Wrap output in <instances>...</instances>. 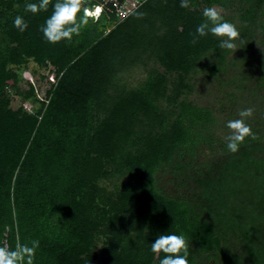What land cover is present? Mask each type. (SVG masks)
Wrapping results in <instances>:
<instances>
[{
    "label": "trees",
    "instance_id": "trees-1",
    "mask_svg": "<svg viewBox=\"0 0 264 264\" xmlns=\"http://www.w3.org/2000/svg\"><path fill=\"white\" fill-rule=\"evenodd\" d=\"M56 2L32 14L25 5L39 0H0V247L39 240L33 264H159L165 254L151 244L176 234L189 242L188 264H264V101L246 119L252 135L232 153L214 137L213 111L182 96L191 71L208 58L224 64L228 53L211 33L191 43L205 20L198 6L231 1L189 0L181 8V0H140L113 25L110 1L78 35L53 44L41 27ZM17 16L28 24L24 32L13 27ZM255 19L264 44V8ZM26 57L55 75L34 113L12 109L5 94L16 78L7 64ZM170 72L179 89L166 84ZM257 73L256 86H264V55ZM203 145L218 159L188 174ZM166 170L190 180L192 195L161 192L157 175ZM101 180L113 187L102 212ZM98 231L107 241L103 255L94 250Z\"/></svg>",
    "mask_w": 264,
    "mask_h": 264
},
{
    "label": "rangeland",
    "instance_id": "rangeland-1",
    "mask_svg": "<svg viewBox=\"0 0 264 264\" xmlns=\"http://www.w3.org/2000/svg\"><path fill=\"white\" fill-rule=\"evenodd\" d=\"M110 1L114 2L116 11L112 25L123 21L141 4L140 0H82L81 10L84 13L85 8L89 9L91 13L89 17L95 21L102 15L104 9L108 10L105 6ZM230 1V4L225 5L206 6L205 3H202L198 8L202 12L207 7L222 9L223 19L234 24L240 32V38L235 41L237 50L234 53L228 50L226 60L221 65L218 62H211L210 58L204 60L205 67L197 68L185 77V84L190 85V87L182 88V96H186L196 105L209 108L219 118L214 137H221L222 139L230 134L226 127L227 122L239 119L238 114L242 107L243 109L256 108L264 101V86L257 87V81L254 77L258 75L257 67L264 55V44L260 42L261 35H254L257 31L255 16L260 14L264 4L259 7L255 2L247 0ZM17 6L15 5V7ZM251 20H255L256 24H253ZM249 31L252 33H248ZM238 56L237 66H232V61ZM247 63H250V67ZM211 64L217 65V68L214 69ZM224 65H228L227 70L223 69ZM7 68L16 75L15 80H7L8 88L5 90V94L9 99V107L12 109L22 107L29 113H34L41 106V99L48 87V81H53L55 78L54 73L50 72L51 67L46 64L40 65L32 57H26L21 64L8 63ZM134 75L138 78L143 77L141 69H137ZM167 76L166 84L168 87L171 90L179 89L176 73L170 72ZM134 77L131 79L133 82L135 81ZM243 80H246V83ZM235 95H238L239 98L235 99ZM235 102L238 103L237 110L234 107ZM253 118L252 115L250 119ZM245 122L247 124V120ZM219 155L217 149L210 151L203 145L198 151L193 166L187 170L188 174L197 175L207 162L215 161ZM166 171L157 175V186L161 192L178 198L192 195L193 184L190 180L182 178L181 175L177 177L170 171ZM97 186V203L102 212L103 207L109 208L111 206L109 199L112 196L113 187L107 180L99 181ZM106 242L104 234L99 232L94 242V250L97 254H104Z\"/></svg>",
    "mask_w": 264,
    "mask_h": 264
},
{
    "label": "clouds",
    "instance_id": "clouds-1",
    "mask_svg": "<svg viewBox=\"0 0 264 264\" xmlns=\"http://www.w3.org/2000/svg\"><path fill=\"white\" fill-rule=\"evenodd\" d=\"M51 0H39V3H27L25 11L36 14L40 11H47ZM82 0H57L53 5V12L46 19L44 26L41 27L44 38L49 43H59L62 40H71L72 36L78 35L83 25L87 24L91 15L85 8L84 16L78 19V13L81 11ZM181 8L190 7L189 0H181ZM144 13H138L137 18H143ZM204 22L200 23L191 43L195 45L198 37H205L209 33L216 37H222L219 47L221 49L231 50L233 53L237 50L235 41L240 38V32L236 26L223 19L222 9L207 7L203 10ZM211 25V26H210ZM13 27L20 32H24L28 24L23 17L17 16L14 19ZM191 35V34H190ZM239 119L229 120L226 127L230 134L225 137L227 149L235 153L246 137L252 135L251 127L245 120L252 115V109L246 108L239 112ZM39 247V240H32L28 244H17L14 250L0 247V264H33L36 249ZM189 242L183 235L161 234L154 243L151 244V251L159 255L165 254L159 264H188ZM183 253V255H181Z\"/></svg>",
    "mask_w": 264,
    "mask_h": 264
},
{
    "label": "built area",
    "instance_id": "built-area-1",
    "mask_svg": "<svg viewBox=\"0 0 264 264\" xmlns=\"http://www.w3.org/2000/svg\"><path fill=\"white\" fill-rule=\"evenodd\" d=\"M89 10V9H88ZM90 11V10H89ZM91 16V15H90Z\"/></svg>",
    "mask_w": 264,
    "mask_h": 264
}]
</instances>
